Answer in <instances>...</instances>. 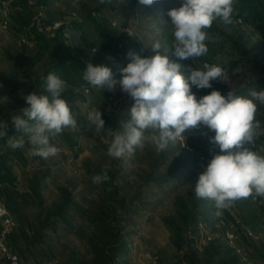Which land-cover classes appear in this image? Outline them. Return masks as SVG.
I'll list each match as a JSON object with an SVG mask.
<instances>
[{
  "label": "rangeland",
  "instance_id": "obj_1",
  "mask_svg": "<svg viewBox=\"0 0 264 264\" xmlns=\"http://www.w3.org/2000/svg\"><path fill=\"white\" fill-rule=\"evenodd\" d=\"M38 2L43 4V0ZM181 4L182 0H172L166 6L161 0L151 6L140 4L139 0H48L40 10L29 6L26 0H13L8 6V28L2 27L0 15V121L7 122L4 131L17 136L11 116L25 107L22 94L36 93L35 77L50 64L54 37L39 30L40 21H66L67 43L73 57H79L84 66L90 62L111 68L117 80L121 78L119 69L130 62L128 53L155 55L151 48L155 41L169 51V59L184 66L182 71L186 72L188 66L205 70L190 60L179 61L171 52L174 38L166 13ZM234 13L233 10L230 24L217 19L210 28L213 32L207 33L206 40L222 42L223 49L216 56L208 55L207 61L200 59L218 66L240 62L238 68L228 74L229 80L212 81V88L193 86L197 100L213 90L235 93L256 82L264 91V36L252 22H236ZM60 57L62 54L56 53L55 58ZM30 60L32 66L28 65ZM73 93L67 94L65 100L81 121H77V131H65L73 133L76 146L67 145L57 136L51 141L59 150L56 157L45 160L24 146L21 149L25 164H11L16 189L30 194L29 206L21 209L18 218L9 213L13 225L7 239L21 264H93L91 230L78 211L70 209L66 221L48 217V212L66 196L82 209L113 210V224L119 226L123 244L122 254L114 258L116 264H185L183 256L188 248L201 252L210 241L223 242V231L237 229V221L262 236L257 244L244 240L249 249L247 260L253 262L252 256H260L264 251V197L253 194L233 201L228 208L217 209L213 201L195 195L199 174L219 151L200 129L183 134L184 142L194 148L195 154L183 149L178 140L164 151L158 152L146 142L145 147L136 148L132 154L113 158L107 154L108 148L115 135L123 132L122 125L130 118L128 111L134 101L121 92L119 85L109 92L87 83ZM93 109L100 110L105 121V131L98 135L87 122V114ZM256 119L261 123L258 131L264 132V105H258ZM259 137L247 146L264 156V142ZM0 152L7 153L2 148ZM196 154L203 155L204 161H199ZM87 170L112 174L114 183L110 185L116 184L117 189L110 193L115 201H105L103 187L90 179ZM170 174L174 177H169L166 184L153 181L154 177ZM35 184V193L29 191L30 185ZM191 217L197 227L195 236ZM205 234L211 237L210 241L203 240ZM237 259V264H249Z\"/></svg>",
  "mask_w": 264,
  "mask_h": 264
},
{
  "label": "clouds",
  "instance_id": "obj_2",
  "mask_svg": "<svg viewBox=\"0 0 264 264\" xmlns=\"http://www.w3.org/2000/svg\"><path fill=\"white\" fill-rule=\"evenodd\" d=\"M100 3L111 0H99ZM157 0H139L151 6ZM235 0H182L178 8L166 15L170 18L173 36L172 53L179 61L206 55L208 48L206 29L217 19L230 24ZM131 34V33H130ZM155 55L141 57L129 52L130 62L120 68L121 78H114L111 68L87 63L83 79L90 86L114 91L119 85L122 93L134 101L128 111L130 117L123 123V132L115 135L108 155L122 158L136 148L152 143L158 152L170 143L183 139V134L200 129L208 137L215 152L199 174L194 191L197 198L213 201L217 209H225L241 198L255 194L264 197V156L247 145L264 132L258 131L261 123L256 119L258 105H264V91L250 90L247 96L229 91L225 97L213 90L197 100L191 90L212 88L214 80H229L221 66L204 64L205 70L184 67L169 59V51L160 41L151 46ZM163 48V50H162ZM47 93L22 94L28 105L11 116V122L20 137H10L7 145L12 150L22 148L27 142L33 155L45 160L56 157L58 148L51 143L66 129L78 130L77 119L68 102L61 98L66 82L55 73L42 78ZM88 127L95 134L105 131L102 112L93 109L87 114ZM6 121H0V137H4ZM209 133H212L209 135ZM94 183L110 179L105 170L93 178Z\"/></svg>",
  "mask_w": 264,
  "mask_h": 264
},
{
  "label": "trees",
  "instance_id": "obj_3",
  "mask_svg": "<svg viewBox=\"0 0 264 264\" xmlns=\"http://www.w3.org/2000/svg\"><path fill=\"white\" fill-rule=\"evenodd\" d=\"M48 0H43L42 5H46ZM164 6L167 5L168 2L172 0H161ZM174 1V0H173ZM46 2V3H44ZM164 9V8H163ZM234 15L237 18L243 19L245 22H252L258 31L264 36V0H235L234 5ZM236 18V19H237ZM207 33H212L213 30L206 29ZM55 46L51 50V56L49 65L45 67L44 72L35 77L34 83L36 85L37 95L47 94L43 90V81L42 78H45L49 73H55L60 78H62L66 82L67 89L61 94V98L65 100L67 94H74L73 91L75 89H79L81 86L87 84L83 79V71L86 68L79 57H73V54L70 50V46L67 43L68 40L64 38L61 32L55 34L53 40ZM208 48V52L206 55L201 56L206 61L209 60L208 55L216 56L219 53L224 45L222 42H212L209 40H205L204 42ZM49 47V46H48ZM51 48V47H49ZM56 53L59 55L62 54V57L55 58ZM64 55V56H63ZM240 63V62H238ZM237 62H230L228 64L222 65L221 67L225 69V71L230 74L232 71L238 68ZM29 66L33 65V61L30 60L28 63ZM214 80L213 82H215ZM259 83L256 82L248 87L240 89L235 92L237 95L247 96L250 90L260 91L261 88L258 86ZM97 93H100L99 91ZM78 95V94H75ZM225 97L227 94H222ZM28 105L26 104L25 107ZM77 121L81 120L77 118ZM17 133V138L19 134ZM13 137V133L11 131L6 132L5 138L0 139V148L5 149L7 153L0 152V202L4 204L8 212L17 218L19 217V212L22 208H26L29 206L28 198L30 194H26L25 192H19L15 185V175L12 171L11 164L16 161L17 164L23 166L26 162L25 157L23 156L22 149L18 148L16 150H12L7 145V140ZM59 140L61 139L69 146H76V139L71 132L64 131L62 134L58 135ZM260 142H264V134L260 135ZM27 149H33V147L27 142L24 145ZM87 173L92 179L96 175H100L102 173L98 171L87 170ZM110 179L104 182H101V186L103 187V194L105 195V201L111 203V201H115V198L112 197L113 194L110 191L113 189H117L116 184L112 187L110 184L114 183L112 179V174L109 176ZM169 177H174V174L164 175L162 177H154L153 181L157 184H166ZM93 180V179H92ZM37 184L30 185V190L35 193L37 188ZM75 209L79 213V217L82 219V222L87 225V227L91 230V253L93 254V264H116L114 258L120 256L122 254V250L120 246L121 242V234L119 226H114V217L112 216L113 210L103 211L101 207L96 210L92 209H82L80 205L71 198L67 196L61 200L59 204L54 205L53 210L48 212V217H53L55 219H61L66 221V215L70 209ZM264 209V206H263ZM52 218V219H53ZM49 218H47L48 220ZM191 228L193 235L197 234V227L194 223V218L191 217ZM49 221V220H48ZM82 231H79L81 235ZM83 237V238H82ZM81 238L84 239L83 233ZM10 245V244H9ZM188 247V246H187ZM243 250L248 253L249 249L244 245L241 246ZM11 251L16 253V250L10 246ZM183 262L185 264H237L238 259L237 256L234 255L233 251L224 243L219 240L210 241L201 252L195 250L194 248H188L184 254ZM255 264H260L259 257H254ZM118 258V257H117Z\"/></svg>",
  "mask_w": 264,
  "mask_h": 264
},
{
  "label": "built area",
  "instance_id": "obj_4",
  "mask_svg": "<svg viewBox=\"0 0 264 264\" xmlns=\"http://www.w3.org/2000/svg\"><path fill=\"white\" fill-rule=\"evenodd\" d=\"M13 0H0V15H2L1 25L4 29L8 28V6ZM26 3L29 6L32 7H38V9L42 10L44 6L42 4H39L38 0H26ZM240 18L236 19V22H240ZM39 30H42L43 32H47L49 36L54 37L56 32H62V36L64 38H68V27L67 22L64 20H56V21H47L46 19H43L39 22ZM24 42V40H22ZM124 56V55H123ZM194 58L189 59L192 63L200 65L202 69L204 64H209L208 62L202 61V59ZM85 92H89V88H84ZM180 146L189 151L191 154H195L194 148L192 146L187 145L183 139L179 140ZM197 155V154H196ZM196 158L199 161H204V156L201 154H198ZM256 199V198H253ZM238 226L237 229L231 228L226 229L223 231L222 234V240L223 242L233 251L234 255H236L238 258L247 260L248 253H246L243 248L241 247L244 242V240H250L254 243H260L262 241V236L259 232H257L255 229L250 228L249 226L243 225L240 223V221L236 222ZM13 225L12 218L4 206L2 202H0V264H21L20 258L18 254L11 251L10 245L8 243V233ZM204 241H210L211 237L208 234L204 235L203 238ZM260 264H264V251L261 252L260 256ZM248 261V260H247ZM249 264H255L253 261H248Z\"/></svg>",
  "mask_w": 264,
  "mask_h": 264
}]
</instances>
